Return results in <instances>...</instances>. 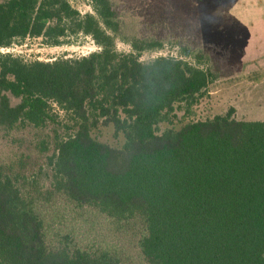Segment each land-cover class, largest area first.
I'll return each mask as SVG.
<instances>
[{
	"label": "trees",
	"instance_id": "16d2710c",
	"mask_svg": "<svg viewBox=\"0 0 264 264\" xmlns=\"http://www.w3.org/2000/svg\"><path fill=\"white\" fill-rule=\"evenodd\" d=\"M92 8L0 0V48L80 34L100 46L53 60L0 51V136L12 145L0 157V264H264V120L230 107L171 125L216 78L199 17L169 0ZM167 44L194 61L141 58ZM101 127L123 143L100 140ZM15 133L40 135L34 157L14 150Z\"/></svg>",
	"mask_w": 264,
	"mask_h": 264
},
{
	"label": "rangeland",
	"instance_id": "374dc122",
	"mask_svg": "<svg viewBox=\"0 0 264 264\" xmlns=\"http://www.w3.org/2000/svg\"><path fill=\"white\" fill-rule=\"evenodd\" d=\"M70 1L83 14L93 12L92 0ZM169 1L189 16L199 17L200 40L209 57L208 66L216 73L205 96L189 114L179 108L171 125L178 128L190 120L211 118L226 113L230 107L235 109L238 119L264 120V0ZM116 47L120 51L131 50L130 45L119 39ZM99 49L90 35L80 34L60 45H48L41 37H27L10 47L0 48V51L20 54L26 59L53 60L58 56L87 55ZM159 55L182 56L194 61L192 57L183 55L181 47L171 44L159 50L145 51L141 58L148 60ZM56 110L59 112L58 107ZM169 126L161 124V129ZM60 132L62 134L64 129ZM95 135L115 146H120L124 140L122 134H114L112 127H101L95 130ZM14 138L17 139L14 150L18 152V148L29 150L33 146V143L27 146L30 140L34 144L41 140L36 133H15ZM10 151L12 145L0 136V157H5ZM29 151L33 157L36 155Z\"/></svg>",
	"mask_w": 264,
	"mask_h": 264
}]
</instances>
